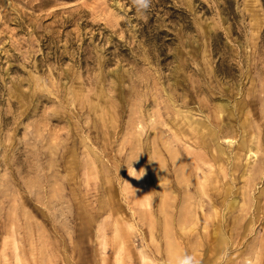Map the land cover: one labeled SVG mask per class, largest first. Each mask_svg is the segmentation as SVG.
I'll return each instance as SVG.
<instances>
[{
  "label": "rangeland",
  "instance_id": "rangeland-1",
  "mask_svg": "<svg viewBox=\"0 0 264 264\" xmlns=\"http://www.w3.org/2000/svg\"><path fill=\"white\" fill-rule=\"evenodd\" d=\"M183 252L264 264V0H0V264Z\"/></svg>",
  "mask_w": 264,
  "mask_h": 264
},
{
  "label": "clouds",
  "instance_id": "clouds-1",
  "mask_svg": "<svg viewBox=\"0 0 264 264\" xmlns=\"http://www.w3.org/2000/svg\"><path fill=\"white\" fill-rule=\"evenodd\" d=\"M132 5L136 9V12L139 16H145L152 6V0H132ZM140 172H137L133 167L128 169L129 175L138 180L141 179L145 174L144 172L142 175L137 174ZM226 255V253H221V255L217 258V264H224ZM172 260L173 264H202V261L195 254L188 252L174 254Z\"/></svg>",
  "mask_w": 264,
  "mask_h": 264
}]
</instances>
